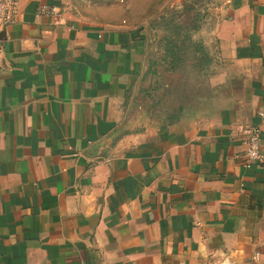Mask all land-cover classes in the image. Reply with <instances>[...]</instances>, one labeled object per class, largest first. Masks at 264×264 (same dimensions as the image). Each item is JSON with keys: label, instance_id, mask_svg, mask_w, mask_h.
I'll use <instances>...</instances> for the list:
<instances>
[{"label": "crops", "instance_id": "1", "mask_svg": "<svg viewBox=\"0 0 264 264\" xmlns=\"http://www.w3.org/2000/svg\"><path fill=\"white\" fill-rule=\"evenodd\" d=\"M16 1L0 48V264H264V162L244 164L246 130L264 149V0H222L199 108L168 91L136 0Z\"/></svg>", "mask_w": 264, "mask_h": 264}, {"label": "rangeland", "instance_id": "2", "mask_svg": "<svg viewBox=\"0 0 264 264\" xmlns=\"http://www.w3.org/2000/svg\"><path fill=\"white\" fill-rule=\"evenodd\" d=\"M134 21L156 34L163 75L178 92L181 107L199 108L210 94L206 29L222 0H136ZM172 87V86H171ZM171 89V88H170ZM174 101H176L174 99Z\"/></svg>", "mask_w": 264, "mask_h": 264}, {"label": "built area", "instance_id": "3", "mask_svg": "<svg viewBox=\"0 0 264 264\" xmlns=\"http://www.w3.org/2000/svg\"><path fill=\"white\" fill-rule=\"evenodd\" d=\"M16 14V0H0V48L5 42L6 30L13 23ZM37 15L57 17L61 15V12L55 7L40 6L37 9ZM245 133L246 138L244 144L246 151L244 164L247 168H251L264 162V149L261 145L262 130L260 127L252 126Z\"/></svg>", "mask_w": 264, "mask_h": 264}, {"label": "water", "instance_id": "4", "mask_svg": "<svg viewBox=\"0 0 264 264\" xmlns=\"http://www.w3.org/2000/svg\"><path fill=\"white\" fill-rule=\"evenodd\" d=\"M173 84V83H172ZM165 85V84H164ZM171 86H173V85H171V84H169V86H168V91H170L171 89H172V87ZM171 88V89H170ZM262 113H259V115L261 116V117H263V115H261ZM257 127H259V126H257Z\"/></svg>", "mask_w": 264, "mask_h": 264}]
</instances>
